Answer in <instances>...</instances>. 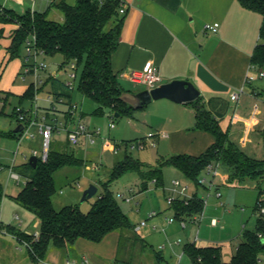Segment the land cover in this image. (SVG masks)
<instances>
[{
	"label": "rangeland",
	"instance_id": "obj_1",
	"mask_svg": "<svg viewBox=\"0 0 264 264\" xmlns=\"http://www.w3.org/2000/svg\"><path fill=\"white\" fill-rule=\"evenodd\" d=\"M4 1L1 0V3ZM55 1L36 0L34 9L38 13L49 11V20L61 22L63 13L50 9V5ZM59 1L57 0V3ZM68 2L74 5L76 0ZM24 3L20 6L21 4L7 1L6 8L21 15L33 4L32 0H26ZM16 28L15 23L0 21V132L6 135H0V184L5 194L0 203V242L3 241L4 245L10 244L25 254V243H20L13 236L16 237L22 232L31 236L40 233L39 219L34 213L21 207L15 197L24 188L26 175L30 172L26 165L29 164L34 150L42 151L43 140L38 133V127H32L29 132L35 133V138H31L25 130L14 133L20 124L15 110L22 107L30 114L32 109L38 108L41 120V117L55 106V117L65 122L70 106L77 104L80 109L75 115V120L70 122V129L78 124L84 125L90 132L95 133V143L91 144L86 136H82L80 144L72 147L68 142L67 131L54 133L50 149L71 154L83 161L81 165L69 166L55 173L57 191L52 199L55 209L76 206L83 214H87L104 192L105 184L110 181L114 168L128 156L144 171L161 168L163 184L159 186L156 180L144 179L137 171L128 172L120 179L108 183L109 191L134 227L132 231L122 232L117 264H192L185 254V247L193 242L198 247H220L223 261L230 262L243 242L244 234L257 232L259 214L255 213V208L258 189L264 190V179L261 183L248 181L243 187L230 186L224 181L226 173L218 167L216 173L208 174L206 171L199 180V186H196L178 168L168 163L171 156L169 141L157 143L156 136L148 138L149 133L154 131L147 126H141L142 110H133L132 113L121 117H115L110 111L103 115L96 114L98 104L79 91L83 65L78 70V77L72 89L67 86L70 70L66 66L61 68L66 61L60 54L46 57L49 69L40 74L44 84L36 86L35 79L31 76L23 79L27 54L25 44L19 56L13 59H10L7 51ZM56 73L54 80L50 75ZM252 85L264 96V79H257ZM31 90L32 94L28 95ZM62 93L67 96H60V102L55 97ZM49 97L52 98L51 101ZM52 101L54 104H51ZM262 101L261 98L256 102L248 101V107H251L248 115H241L238 109L232 119L224 120V124H221L223 130L229 132L230 139L241 150L258 160H264L263 131H260L258 126L260 120L264 122ZM153 105L144 108L151 109ZM34 114L33 111V116ZM111 124H114L115 128H111ZM139 140L146 142V148L132 149L129 146ZM153 143L156 145H152ZM11 171L20 175L18 185ZM202 178L206 181L204 184H200ZM176 180H179L182 186L188 187L187 195L190 198L197 196L205 202L202 214L180 213L181 220L176 218L173 208L175 202L171 204L169 198H174V201L185 199L175 193ZM91 186L98 189L96 196L82 202L84 193ZM127 197H133V200L127 202ZM154 212L156 216L150 218ZM16 214H19L18 220H15ZM199 216L202 219L200 224L192 221ZM214 220L217 221L216 225ZM142 222H146V226L137 229ZM158 254L164 259L161 263L157 260ZM259 258V264H264V251L260 253Z\"/></svg>",
	"mask_w": 264,
	"mask_h": 264
},
{
	"label": "trees",
	"instance_id": "obj_2",
	"mask_svg": "<svg viewBox=\"0 0 264 264\" xmlns=\"http://www.w3.org/2000/svg\"><path fill=\"white\" fill-rule=\"evenodd\" d=\"M237 2L244 9L263 18L260 30L263 43L256 47L251 65L258 70L264 69V0ZM121 4L122 0H76L74 5L69 4L67 0H60L58 3L56 0L50 5V9L63 13V22L49 20V11L31 13L28 10L19 15L7 9L0 14V21L17 25L7 49L10 59L19 56L27 39L34 35L47 56L60 54L65 58L66 63L61 68L71 62H76L78 70L83 65L79 91L98 104L96 114L103 115L106 111H110L115 117L130 114L133 109L121 100L125 91L112 68V56L119 47L121 37L122 17H119ZM1 37L2 33L0 39ZM31 94L32 90L28 95ZM64 95L67 96L66 93L56 96ZM187 105L195 112V129L211 133L215 141L199 157L178 155L170 158L168 163L178 168L196 186H199V180L211 165H219L226 173L230 186L243 187L248 181L261 183L264 179V160L250 157L241 150L230 139L229 132L222 129L220 122L206 108L201 98ZM65 118H68V113ZM0 135L2 136L1 133ZM82 163V160L71 154L49 148L46 161L38 159L36 168L26 165L30 172L26 175L24 188L15 200L39 219L40 233L38 240L25 233L17 235L16 238L20 243L27 244L26 249L32 264H39L51 247L67 251L80 239L100 243L112 232L134 230L129 218L109 191L108 183L120 179L128 172L137 171L144 179L156 180L159 186L163 184L161 168L144 171L137 162L126 156L114 168L110 181L105 184L104 192L87 214H83L76 206L55 209L52 200L57 191L55 173L60 169ZM4 195V189L0 184V203ZM173 208L176 218L181 220L180 213L202 214L205 202L194 196L187 204L185 200L175 201ZM255 213L259 214L257 232L244 234V240L230 262L223 261L220 247H198L196 244H188L185 247V254L192 264H259L260 253L264 251L262 188L258 189ZM157 260L159 263L164 261L160 254L157 255Z\"/></svg>",
	"mask_w": 264,
	"mask_h": 264
},
{
	"label": "crops",
	"instance_id": "obj_3",
	"mask_svg": "<svg viewBox=\"0 0 264 264\" xmlns=\"http://www.w3.org/2000/svg\"><path fill=\"white\" fill-rule=\"evenodd\" d=\"M122 1L127 8L122 16L120 44L112 56V68L124 93L136 94L147 89L132 83L129 74L142 72L152 63L159 70L161 85L175 80L192 83L220 125L232 119L238 109L241 115H248L251 110L248 101L262 99L255 86H246L247 76L253 71L252 56L256 47L263 43L261 15L244 9L237 0ZM216 23L219 24L217 33L205 32V25ZM243 86H246V94L233 104L231 94ZM152 104L151 109H141L140 123L153 129L157 143L169 141V158L199 157L213 145L215 139L211 133L195 129V112L189 105L169 100ZM258 126L260 131L264 130L263 121L260 120ZM2 136L6 135L2 133ZM224 181L227 182V175ZM17 216L19 218V214L15 215V220ZM201 222L202 219L196 224ZM122 234L112 232L100 243L80 239L67 251L51 247L39 264H85L84 261L87 264H117ZM2 242L0 264H32L27 249L23 254L18 248Z\"/></svg>",
	"mask_w": 264,
	"mask_h": 264
},
{
	"label": "built area",
	"instance_id": "obj_4",
	"mask_svg": "<svg viewBox=\"0 0 264 264\" xmlns=\"http://www.w3.org/2000/svg\"><path fill=\"white\" fill-rule=\"evenodd\" d=\"M7 1H13L19 4H23L26 0H5L4 3H1L0 0V14L4 13L7 8H6V2ZM35 1L36 0H32L33 4L32 7L29 8L28 10L31 11V13H35ZM126 8L127 5L125 4V2L122 1L120 10H119V17H122L126 14ZM219 28V24H207L204 27L205 32H211V33H217ZM25 47H26V63L23 69V79H26L28 76H31L35 79V85H41L44 84V80L41 77V73H46L49 69L48 64L46 63L45 59L47 56V53L45 52V50H43L37 43L36 37L34 35H31L27 41L25 42ZM66 67L69 68V81L67 83V86L72 89L73 88V83L74 81L77 80L78 77V66L76 64V62H71L69 63ZM65 68V67H64ZM253 71L247 76L246 79V86H250L252 85L257 79H264V69H259V70H255L254 67H252ZM52 77V79L56 80L57 77V73L54 75H50ZM129 79L132 83L136 84V85H144L148 90L154 89L158 86L161 85L162 82V78L159 74V70L157 67H155L152 63H148L144 70L142 72H131L129 74ZM246 86L240 87L239 89L235 90L232 94H231V102L233 104H237L241 97L244 96L246 94ZM261 96H263L261 94ZM55 99L60 100L59 96H56ZM52 98L49 97V101H51ZM263 103H264V96L262 97ZM60 102H62L60 100ZM51 104H54V102L52 101ZM80 107L77 104H72L69 108V112H68V118L65 119L64 121H60L57 117H55V111H56V107L53 106L51 111H47V113H45L42 117L41 120H39V109L35 108L31 110L30 114L27 113V111L22 108L19 107L15 110V115L16 118L18 119L19 123L21 125H23L24 129L31 138H35V133H29L30 130L32 129V127H38V133L42 136V140H43V144H42V151L38 152V151H34L33 152V156H36L39 160L41 161H46L48 158V153H49V148H50V144H51V139L54 135V133H59L63 130L68 132V142L72 147H76L80 144V139L82 136H86V138L88 139V141L91 144L95 143V133L90 132V130L85 127L82 124H78L75 127L70 129V122H72L73 120H75V115L76 113L79 111ZM33 111H34V115L33 116ZM53 113V114H52ZM111 128H115L114 124L110 125ZM155 134L151 133L148 135V138H154ZM146 142L144 140H139L136 142L131 143L129 146L132 149L138 148V149H144L146 148ZM152 145H156V143H153ZM219 167V165H211L209 166V169L207 170L208 174L210 173H216L217 172V168ZM216 169V171H215ZM13 177L15 179H17V183H19V175L16 173H12ZM206 181L205 179H202L200 184H204ZM175 185V193L179 196V197H183L185 198L184 200L186 201V204L188 203V201L192 198H190L187 195V191H188V187L187 186H182V183L179 180H176L174 182ZM212 186V185H211ZM130 193H132V191L130 190ZM125 200L127 202H131L133 200V197H127L125 198ZM169 202L171 204H173L174 198H169ZM154 216H156V213H152L150 215V218H153ZM16 219L18 220V216L16 217ZM193 222L197 223L198 221H200V216L199 217H195L193 220ZM146 222H142L140 224V226L138 227V229H140L141 227H145L146 226ZM217 224V221L214 220V225ZM0 230H1V223H0ZM35 240L39 239V234H35L34 236ZM25 246H27V244H24ZM85 264H87V261H84Z\"/></svg>",
	"mask_w": 264,
	"mask_h": 264
},
{
	"label": "water",
	"instance_id": "obj_5",
	"mask_svg": "<svg viewBox=\"0 0 264 264\" xmlns=\"http://www.w3.org/2000/svg\"><path fill=\"white\" fill-rule=\"evenodd\" d=\"M201 97L199 90L189 81L175 80L167 84H162L151 90H144L136 94L124 93L121 100L133 110H141L144 107L150 105L154 101L169 100L176 104H189ZM118 117V115L116 116ZM24 129L23 125H19L14 133H20ZM29 165L32 168H36L38 164V158L32 156L29 161ZM98 189L95 186H91L85 193L82 202L90 200L96 196Z\"/></svg>",
	"mask_w": 264,
	"mask_h": 264
}]
</instances>
